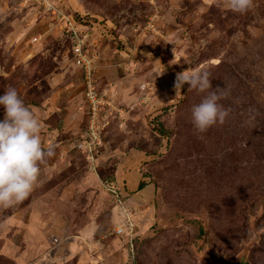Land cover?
Returning a JSON list of instances; mask_svg holds the SVG:
<instances>
[{"label":"rangeland","instance_id":"rangeland-1","mask_svg":"<svg viewBox=\"0 0 264 264\" xmlns=\"http://www.w3.org/2000/svg\"><path fill=\"white\" fill-rule=\"evenodd\" d=\"M9 87L56 148L0 207V264H264V0H0Z\"/></svg>","mask_w":264,"mask_h":264},{"label":"clouds","instance_id":"clouds-1","mask_svg":"<svg viewBox=\"0 0 264 264\" xmlns=\"http://www.w3.org/2000/svg\"><path fill=\"white\" fill-rule=\"evenodd\" d=\"M252 3L253 0H226V8L243 14ZM185 82L200 92L211 89L210 74L203 69L177 74L175 89H181ZM227 95L218 87L192 107L191 119L196 129L204 132L225 122L229 111L218 102ZM0 108V207L9 208L29 197L39 182L40 165L54 155L56 145L44 143L39 119L15 88L9 87L0 94Z\"/></svg>","mask_w":264,"mask_h":264},{"label":"trees","instance_id":"trees-1","mask_svg":"<svg viewBox=\"0 0 264 264\" xmlns=\"http://www.w3.org/2000/svg\"><path fill=\"white\" fill-rule=\"evenodd\" d=\"M143 186V183L141 182L138 186V189H140Z\"/></svg>","mask_w":264,"mask_h":264}]
</instances>
